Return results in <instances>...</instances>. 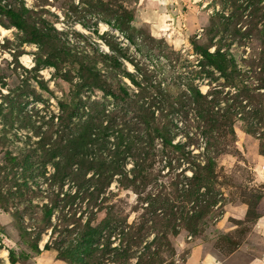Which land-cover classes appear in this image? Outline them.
<instances>
[{"label":"rangeland","instance_id":"obj_1","mask_svg":"<svg viewBox=\"0 0 264 264\" xmlns=\"http://www.w3.org/2000/svg\"><path fill=\"white\" fill-rule=\"evenodd\" d=\"M0 4L24 8L27 21L53 42L46 46L28 42L26 34L0 12V28L5 31H0V264H10L9 250L14 264H70L57 259L55 250L43 249L50 228L40 234L37 253L30 247L38 229L33 218H41V206L51 199L58 201L52 224L67 221L70 228L73 220L80 217L83 224L92 214V228L107 224L93 248L101 250L106 240L118 248L120 239L125 247L128 235L140 225L141 242L129 248L125 264H135L143 253L142 264H202L205 256L213 264H249L253 259L264 264V138L259 137L264 126L253 134L245 130L251 120L260 118L264 123V35L255 31L264 25V0H1ZM252 12L258 14L256 20ZM225 19L230 24L227 32ZM208 29L217 32L211 37ZM247 31L250 34L243 35ZM210 37L208 50L219 47L231 59V79L207 66L200 72L202 57L193 42L206 44ZM54 44L71 58L59 61ZM81 65L110 76L113 90L124 83L128 92L124 99L114 100L94 86L81 91L83 100L88 97L103 110L101 125L109 126L108 147L116 128L136 135L134 144H139L137 136L145 140L141 104L152 112L155 123L164 125L170 141L163 148L155 139V148L145 158L144 183L123 187L120 176L114 175L97 207H86L87 199L80 197L60 201L62 193L72 194L79 185L66 178L49 183L53 168L50 161H42L45 150L57 140L54 131L61 130L58 135L66 144L79 124L73 117L64 130L56 116L58 103L74 95L79 82L76 69ZM68 71L70 81L63 76ZM189 85L207 100L217 96L221 114L232 112L234 138L227 133L218 138L219 150L225 151L214 158L213 173L207 178L203 167L214 149L204 150L193 104L185 101L184 111L175 112L164 102L188 96ZM257 109L258 115H253ZM108 114L114 117L107 118ZM86 148L90 150V145ZM135 152L140 156L126 154L119 160L129 177L137 158L145 157L139 145ZM100 206L113 207L109 211L135 230L124 227L120 235L119 227L106 220L105 210L95 211ZM254 215L261 216L254 220ZM110 250L105 258L118 252Z\"/></svg>","mask_w":264,"mask_h":264},{"label":"trees","instance_id":"obj_2","mask_svg":"<svg viewBox=\"0 0 264 264\" xmlns=\"http://www.w3.org/2000/svg\"><path fill=\"white\" fill-rule=\"evenodd\" d=\"M258 1L260 0H257V2ZM241 10L243 11L244 8H241ZM0 12H3L8 16L11 25L15 26L26 34L28 42H33L41 46H46L53 43L51 42V37L48 36V33H44V31L38 28L35 24H30L27 21V19L25 18V14H27V12L24 8L21 10H15L11 7L7 8L6 5L2 6L0 4ZM251 14L253 20H256V16L258 14L256 15L255 12H252ZM227 24V19H225V22L223 23L224 32H227V30H229L230 24ZM255 31L260 35H264V25L261 29H256ZM216 32L217 30L213 31L212 29H208V33H211V37ZM233 32H237V30L233 28ZM249 34L250 33L248 31L246 33H243V35ZM211 37L209 38V42H207L206 44H196V42H193L194 49L202 57V61L199 62V67H201L200 72H204V67L207 66L211 67L219 74L224 75L226 78L231 79L232 73L231 71H229V69L230 67H232V61L230 58H227L226 53L220 51L219 47H217L213 51L208 50V47L211 44ZM54 45L59 51V61H62L66 58H71L65 48L57 44ZM50 64L56 65L54 64V62H50ZM76 71L77 74L75 76L79 79V82L75 85L74 95L70 97V100H68L67 98L69 97H67L58 103L59 112L56 116V119L59 123L58 127L64 130L66 129V125L68 124L67 122H69L73 117L79 118V124L76 129L70 133L72 137L66 139V144L62 143L61 135H58L62 133L61 130L59 129L60 131L58 130L57 133L54 131L57 136V140L55 143L52 142L49 148L45 150L44 160L42 161H50L53 168L52 175L48 179L49 183H55L66 178L74 180L79 185V189H77V191L72 194H70L69 192L62 193L60 201H67L72 198L74 199L76 197H80L81 199H87L86 207H97L99 205L97 203L99 196L104 193L105 188L113 179L114 175L117 174L120 176V179H118V183L123 187L136 188L138 185L144 183L148 178L147 173H145L147 169L145 158L149 154L148 152H151V150L155 148V139H160V143L163 148L170 145V141L166 136L163 127L164 125L155 123L153 121L152 112H148L146 110L147 108H144V105L141 104L139 106V116L141 123L145 127V140L139 139L140 137L137 136L139 144H134V138L136 137V135L130 134V130L124 132V128H116L112 130L115 135L114 141L108 147L106 139L108 140L109 136V133H107L109 131V126L103 127L101 125V115L103 110L97 109L98 105L96 104V102H88V97L83 100L81 98V91L85 87L88 89L89 87L94 86L101 89L105 93L110 94L114 98V100H122L127 97V89L124 87V83L120 82L117 85V89L113 90L111 81H108L110 79V76L101 75L99 72H95L87 65H81L79 69H76ZM71 75L72 72L69 71L63 73L66 81L72 80ZM126 76L133 82L130 74L126 73ZM262 87L264 88V84H262ZM187 90L189 93L188 96L182 95V97L180 96L176 100H169V98H164V102L167 104V107L169 109L175 110V112L184 111L183 102L185 101L193 104L195 124L204 139V150H206V152H209L210 149H214V156L207 157L203 167V178H207L213 173V168L215 166L214 158L219 153L225 151L224 148H221L219 150L220 142L218 141V138H220L224 133L230 134L231 140L234 138V132L232 128L233 122L231 119L232 112L230 110H227L225 111V113L221 114L218 111L220 101L217 96H214L210 100H207V95L202 94L196 86L192 87L191 85H189ZM162 101L163 100H161L159 103H161ZM258 110L259 109L252 112V114L258 115ZM110 116L114 117V115L112 114L106 115L107 118H109ZM263 126V121L260 118H257V120L255 121L251 120L249 126L245 127V130L247 133L253 134L259 129H262ZM51 127L54 126L51 125ZM224 129H226L227 132ZM259 135V137L264 138V133L260 132ZM141 142L142 144H140ZM86 145H90V150L86 148ZM138 145L139 149L142 150V152L145 154V157L144 159H140V161L137 158L136 162H134L133 165L132 176L129 177L125 172L123 173V169L119 160H124L126 154H130L133 157L140 156L139 153H137L138 151L135 152ZM144 146L146 147L145 150L143 148ZM104 151L108 152V156L102 155ZM54 158H57L56 162L53 161ZM89 172L90 175L86 177L87 173ZM80 189H83V192L80 191ZM57 196L60 195L57 194ZM2 200L3 198H0V203L2 202ZM57 204V200L51 199L48 205L45 204L41 206V218H39L38 220L37 218H33L34 223L38 229L37 232L34 233L33 238L30 240V247L31 249H34L36 253L39 251L38 240L40 238V234L47 228H50L49 239L45 242L43 249L55 250L57 259L67 261L70 264H125L126 261L130 259V256L128 255L129 248L132 245H136L141 242L137 234L141 233L142 228L139 227L140 225H138L136 231L132 232V236L130 235V238L128 235V241L125 247H122L123 244L120 239L118 248H111L110 245L112 242H110L109 240H106V242L103 243V247L101 250L97 249L96 247L93 248L92 246L98 243L97 236L99 235L101 229L107 224H104L101 229L92 228L90 226V221L93 214L83 224L79 222L80 217L73 220L72 223L75 224H73L70 228H68L69 224L67 223V221L66 223L64 221H61L58 224H52L50 221V217L54 214L55 211H57ZM112 208L113 207L100 206V208L98 207V209L95 211L97 213H101L103 210H105L104 215H106V220H108V223L113 222L112 225L114 226V228L119 227L120 235L123 234L124 227H127V229L130 228V232L135 230L133 226H128L125 223V219L117 216L116 213L112 214L109 211ZM27 209L29 210L30 215H32L31 206H29ZM247 215H249V212L246 213V216ZM260 216L261 215H254L251 217L256 220ZM30 217L32 219V216ZM117 222L120 225H118ZM24 232L26 231L22 229L21 234H23ZM56 233L58 234V236L56 238H53L54 234ZM110 249L118 252L115 253L113 257L105 258L106 254L111 251ZM145 255L146 253H143V257L139 258V260L135 262V264H142L145 261ZM9 260L10 264H14L16 262L12 250H9Z\"/></svg>","mask_w":264,"mask_h":264},{"label":"crops","instance_id":"obj_3","mask_svg":"<svg viewBox=\"0 0 264 264\" xmlns=\"http://www.w3.org/2000/svg\"><path fill=\"white\" fill-rule=\"evenodd\" d=\"M263 221V220H260ZM256 260L258 261V259H253L252 261L249 262V264H257ZM202 264H213V262H211V260H208V257L205 256L202 259Z\"/></svg>","mask_w":264,"mask_h":264},{"label":"bare ground","instance_id":"obj_4","mask_svg":"<svg viewBox=\"0 0 264 264\" xmlns=\"http://www.w3.org/2000/svg\"><path fill=\"white\" fill-rule=\"evenodd\" d=\"M0 31H1L2 34H4V32H5L4 29H1V28H0ZM23 60L26 61V57H24Z\"/></svg>","mask_w":264,"mask_h":264}]
</instances>
